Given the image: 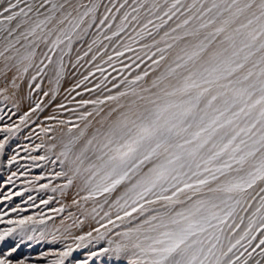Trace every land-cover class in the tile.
Segmentation results:
<instances>
[{
  "label": "snow or ice",
  "instance_id": "snow-or-ice-1",
  "mask_svg": "<svg viewBox=\"0 0 264 264\" xmlns=\"http://www.w3.org/2000/svg\"><path fill=\"white\" fill-rule=\"evenodd\" d=\"M0 171V264H264V0H0Z\"/></svg>",
  "mask_w": 264,
  "mask_h": 264
},
{
  "label": "rangeland",
  "instance_id": "rangeland-1",
  "mask_svg": "<svg viewBox=\"0 0 264 264\" xmlns=\"http://www.w3.org/2000/svg\"><path fill=\"white\" fill-rule=\"evenodd\" d=\"M109 71H111V69H109ZM113 74L115 75L116 73H113ZM97 75H99V74L97 73ZM89 86H91V85H89ZM73 95H75V94L73 93ZM85 95H89V94L85 93ZM61 99H62V97H61ZM76 99L78 100L79 97H77ZM58 100H57V103L60 102V99H58ZM64 103L66 104V106H68L67 108H72V107H75L76 106L75 105V102L68 103L67 101H64ZM26 110H27V105L22 106L21 109H20V112H18L17 113V116L13 117V119L14 120H18V117L20 115L19 113H21V115H22V112H24ZM44 112L47 113V114H45V113H36V114H33L32 120H34V121H37L38 120L37 121L38 124L37 123L32 124L30 122V126H32L33 128L32 127L31 128L29 127V129H26L27 131H30L31 129H34L35 128V132L37 131L36 133L40 132V135H43V133L41 132V129H40V127L38 125H40V124L51 125V124H54L55 123V121L45 120L44 119L45 116L55 114V115L59 116L61 119H64V118H67L69 115H71V113H69V112H67L65 110L57 109L55 107V105H51L50 107L46 108ZM41 114H42V116H41ZM37 117H39V118H37ZM6 119H7V117H6ZM22 136H23V134H22ZM33 141L35 143H39L40 142L39 139H36L35 134H33ZM17 143H18L17 141H14L13 146H15ZM19 143L26 144V143H31V142L26 141V140H23L21 138V140L19 141ZM40 154H42V152ZM21 155H24V153L21 152ZM21 163H30V162H28V161H21ZM15 167L16 166H13V169H12L13 171L15 170ZM45 170L50 171V169L31 168L29 170L28 177L22 178V179H32L36 175L43 174V172ZM7 174H8L7 172L0 171V180H3L7 176ZM39 183H48V179L39 181L38 184ZM53 183H59V181H53ZM25 187H31V186L30 185H27V184H24L21 181H17L15 186L8 185L6 187H0V193L7 192L9 190V188L13 189L14 191H20V190H22ZM37 187H38V185H37ZM29 194L33 195L36 198V203H39V201H40L41 198H47L48 196L54 195L50 191L49 192L33 191L31 193H27L26 192L23 197L16 196V197H13V200L12 201L5 202L3 204H0V211H9L12 207H16V206H20L22 208H25V207L28 208V211L25 212V213H23L24 215H30V214H33L36 211H39L40 209L31 208V207H29V205H26V204L23 203V201L27 199V196ZM29 204H31V202H29ZM57 206L58 205L56 204L55 201H53L49 205L50 208L51 207H57ZM40 208L41 209L44 208V211H46V212L48 211V209L45 208L44 205H40ZM51 214L52 213L49 212V215H51ZM12 215L15 216L16 213H12ZM58 220H59V217H57V221ZM0 227H4V225H0ZM46 247H48V246L47 245H43V246L37 245L35 247V249H34V252H39V251L43 250V248H46Z\"/></svg>",
  "mask_w": 264,
  "mask_h": 264
},
{
  "label": "bare ground",
  "instance_id": "bare-ground-1",
  "mask_svg": "<svg viewBox=\"0 0 264 264\" xmlns=\"http://www.w3.org/2000/svg\"><path fill=\"white\" fill-rule=\"evenodd\" d=\"M59 101V100H58ZM50 107V106H49ZM68 107V106H67ZM48 108V107H47ZM20 112V111H19ZM43 113H45V112H43ZM20 115H21V113H19ZM22 114H23V112H22ZM45 114H47V113H45ZM40 115V114H39ZM41 116H42V114H41ZM40 116V117H41ZM38 121V120H37ZM36 121V123L38 124V122ZM32 125V124H31ZM32 126H30V128H31ZM33 128V127H32ZM35 129V128H34ZM38 129V128H37ZM27 131V130H26ZM37 132V131H36ZM38 133H40V132H38ZM13 143H14V141H13ZM15 145V144H14ZM50 208V207H49ZM44 209V208H43Z\"/></svg>",
  "mask_w": 264,
  "mask_h": 264
}]
</instances>
